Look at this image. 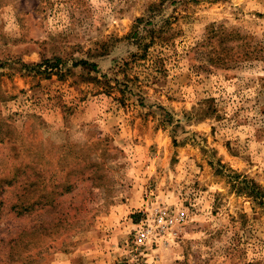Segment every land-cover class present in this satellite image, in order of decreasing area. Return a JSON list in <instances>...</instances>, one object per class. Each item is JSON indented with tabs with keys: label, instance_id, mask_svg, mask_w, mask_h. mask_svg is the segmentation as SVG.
I'll use <instances>...</instances> for the list:
<instances>
[{
	"label": "rangeland",
	"instance_id": "obj_1",
	"mask_svg": "<svg viewBox=\"0 0 264 264\" xmlns=\"http://www.w3.org/2000/svg\"><path fill=\"white\" fill-rule=\"evenodd\" d=\"M14 176L50 202L0 186V264H264V0H0ZM156 207L185 218L136 243Z\"/></svg>",
	"mask_w": 264,
	"mask_h": 264
},
{
	"label": "trees",
	"instance_id": "obj_2",
	"mask_svg": "<svg viewBox=\"0 0 264 264\" xmlns=\"http://www.w3.org/2000/svg\"><path fill=\"white\" fill-rule=\"evenodd\" d=\"M236 34V33H235ZM211 37L217 36L218 41L221 39L220 47L221 49H226V46L224 42H227L229 40L234 41L238 37L237 36H228L229 33L224 32V29L220 26L214 28L211 27L210 34ZM201 43V42H200ZM204 43V41H202ZM245 55L249 54V52H245ZM218 62H226V59L219 58L217 59ZM62 185L58 184L59 182H56L52 184V186L49 187L50 191L55 189L58 186H61V189L63 191H66L72 187L70 183H68V180L62 181ZM49 183H53L52 180H46L45 178H41L38 176L33 177H23L19 178L17 176L11 177V178H4L0 181V186L3 188V185L6 184L8 186L16 185L20 189H24V193H22L23 197L19 199H15V201L11 204V208L15 210L18 214L21 213V211L29 210L33 208L34 206H43L46 205V203L50 202L49 199L46 201V185ZM50 204V203H49Z\"/></svg>",
	"mask_w": 264,
	"mask_h": 264
},
{
	"label": "built area",
	"instance_id": "obj_3",
	"mask_svg": "<svg viewBox=\"0 0 264 264\" xmlns=\"http://www.w3.org/2000/svg\"><path fill=\"white\" fill-rule=\"evenodd\" d=\"M185 215L183 211H174L165 207H156L140 223L135 234V242L143 243L150 237L162 235L176 223L183 221Z\"/></svg>",
	"mask_w": 264,
	"mask_h": 264
}]
</instances>
